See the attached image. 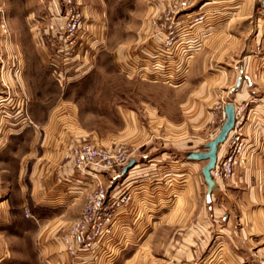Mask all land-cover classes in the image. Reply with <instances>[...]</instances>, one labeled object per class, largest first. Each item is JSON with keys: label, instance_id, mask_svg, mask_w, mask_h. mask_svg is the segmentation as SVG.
I'll use <instances>...</instances> for the list:
<instances>
[{"label": "crops", "instance_id": "obj_1", "mask_svg": "<svg viewBox=\"0 0 264 264\" xmlns=\"http://www.w3.org/2000/svg\"><path fill=\"white\" fill-rule=\"evenodd\" d=\"M168 1L74 0L85 18L83 44L78 55L85 56L91 46L104 43L103 35L107 29L120 28L125 20L122 17L128 14L141 11L145 28L146 20L157 16ZM258 2L261 0H196L195 4H199H194L189 14L180 19L184 27L187 23L185 18L189 15L207 13L204 24L188 32L191 34H181L183 44H201L203 47L206 42L212 43L217 39L219 43L208 55H200L193 61V66H197L199 60H209V63H204L203 73L210 71L211 74L204 77L203 89L193 85L192 103L189 101L186 105L193 109L194 118L197 108L200 118H215L216 132L210 138L205 137V143L218 134L222 121L217 111L209 114L204 109L214 110L220 103L224 107L227 103L249 107L245 124L236 129L237 134L245 129L243 156L246 163L240 165L236 171L238 174L230 182L215 180L216 187L211 193L207 192L203 176L197 178L186 174L196 163H167L169 151H161L160 159L149 158L153 156L149 150L150 143L147 135L138 128L136 117H129L133 126L129 128L128 135H124L135 161L132 168L125 174L123 168L114 173H76L66 158L67 147L80 136H92L88 141L99 145H104V140L97 134L73 128L77 125L75 105L69 101L62 102L66 111L59 115L56 113V100L48 98L45 101L44 96H39L42 91L38 87L45 83L41 77L48 75L47 91L52 90L50 82L57 83V76L62 73L54 68L57 65L51 42H48L50 38H42L40 28L44 23L36 20L37 16L42 10L53 11L58 16L68 5L62 0H24L20 4H11L9 12H16V15L9 14L10 45L4 47L3 65L6 70L0 71V98L10 94L19 104L21 95H24L29 100L26 105L32 118L30 122L38 130L24 124L11 127L13 122L9 119H0V264L7 259L5 236L20 207L24 217L29 214L26 220H33L38 227L35 237L40 264H115L121 252L125 251L133 253L129 264H137L138 251L145 253L144 264H264V260L259 258L253 261L252 258L234 256L240 247L251 249L254 246L248 238L258 237V242L264 244V52L259 49L264 44V5H258ZM108 13L109 19H101ZM63 20L64 16L55 17L56 27H62ZM245 22H248L247 26L243 25ZM21 28H26L31 36L34 46L31 54L24 50ZM145 45L152 58L168 59L170 56L161 51L162 44L158 39ZM185 49L187 47L177 52L178 58L184 57ZM137 51L138 47L126 55L117 52L118 61L136 64L133 59L140 58ZM157 65L162 67L158 62ZM15 68L21 75L17 84L12 76ZM77 70L80 73L83 67ZM192 72L196 74L193 69ZM28 75L37 81L36 86H32L38 87L32 90L34 94H29ZM41 108L48 109L44 118L39 116ZM160 120L163 121L152 115L150 122ZM193 120L192 130L196 131V121ZM170 124L166 122L163 131L175 128ZM184 125H177V129ZM197 141V145L203 144L200 143L201 136H192V139L179 138L174 145L186 152L185 158L188 153L200 151V148L193 147ZM227 147V143L219 147L218 160L223 158ZM11 157H16V170L19 172V203L14 201L8 187L6 174L11 171L7 167ZM255 173L258 178L254 180ZM99 184L114 191L120 188L129 190L132 207L120 215L110 241H103L95 246L92 254L72 261L61 236L80 216L86 195ZM238 192V196L231 194ZM233 200L239 201V213L234 212ZM253 205H256V210L250 207ZM172 226L176 228L173 235L179 238L170 240L167 247L162 243L160 248L164 254L153 259L152 252L158 251L159 247L153 243V238L163 235L165 227ZM262 249L264 251V245Z\"/></svg>", "mask_w": 264, "mask_h": 264}, {"label": "rangeland", "instance_id": "obj_2", "mask_svg": "<svg viewBox=\"0 0 264 264\" xmlns=\"http://www.w3.org/2000/svg\"><path fill=\"white\" fill-rule=\"evenodd\" d=\"M177 1L178 0H169L160 13L156 14L157 16H150L146 20L145 28L143 27L144 21L141 19V11L139 10L137 13L128 14L127 17H122L125 18V20L121 24V27L108 28L106 35H103L104 43L91 46L85 56L78 55L79 49H82L83 44L82 33L85 18L81 9L74 4V0H62V3L67 4L68 6L64 11L62 8V11L59 12L58 16L53 11H40L36 20L44 23L40 28L42 38H50L48 39L50 40L48 42H51L50 45L54 51V62L57 65V67L54 66V68H58V73L62 74H59L58 76L56 75L57 80L60 82H50L51 87L53 88L52 90L47 91V85L49 84L47 81L48 75L41 77L42 82L45 83L41 86H37L40 87L43 92L39 93V96H44L45 101H48V98L56 100V113L59 115L65 110L64 106H62V102L69 101L73 103L76 107L75 123L77 124L76 126H73V128L83 130L86 133L97 134L104 140L102 143L105 146L118 144L123 145L129 150V143L128 140L124 138V135L127 136L130 131L129 128L133 126V123L130 124L129 122V117H133V119L136 117L138 128L141 129L143 134L147 135V141L150 143L149 150L152 151L151 153L153 156L149 158L158 157L160 159L161 157L159 156L161 151H169L167 156L169 160L167 163H171L172 161H178L180 163H196L197 165L194 164V168L190 166L191 171L186 174L190 175V177H193L194 175L198 178V176H202V167L206 162L187 161V159L184 158L186 152L182 149H176L177 146L174 144L177 143L175 141L179 138L192 139V136H201L202 141H200V143L203 144L197 145V141L193 147L200 148V151H204L202 147L208 143H205V137L210 138L216 132L215 129L217 128V125L214 124L215 118L213 120L211 118L207 119V117L200 118L199 108H197L196 117L194 118L195 115L193 109L186 105L189 101L190 104L192 103L193 85H195L196 88L200 86V88L203 89L205 86L203 84L204 77L211 74L210 71H207L206 74L203 73L204 63H209V60H199V65L197 66H193V61L198 59L197 57L200 55L201 57H203L204 54L208 55V52L212 51V48L218 46L219 43H217V39L212 43L211 41L206 42L203 47H201V44L186 43L187 45H185V43L183 44V41L181 42L178 37V40L173 47H165L164 42L162 41L164 37L162 35L161 37L157 32V29L159 28L161 31L165 29V21L163 19H158L159 17L163 18L165 14H168L169 10L173 9V6L176 5ZM195 1L196 0L193 2V6ZM262 1L263 0H261L260 3H262ZM22 2H24V0H0V22L3 20L8 30L6 36L2 35L0 32V71L6 70V67L3 65L5 53L4 47L10 45L11 32L8 25V20L10 19L9 14L16 15V12L10 13L9 10L11 4L16 5ZM260 3L258 2V5ZM193 6L186 12H183V14H189L193 9ZM69 10H71L72 13H79L82 20L81 28L76 36L75 47L73 50L64 53L65 35L62 34V29L70 14L68 12ZM120 14L121 16L123 15V13ZM203 15L206 16L207 13H203ZM61 16H64L63 25L62 27H56L54 19L55 17L60 18ZM108 16L109 13L108 15L106 14L105 18L103 17L101 19H109ZM180 16H182V12L178 15H174V20H177ZM194 16L195 15H189L185 19L187 22L194 24ZM152 19H157V24L155 26L152 23L154 21ZM193 24H187L184 27L181 26V30L179 31L180 36L183 32L191 34L188 32H192L196 28ZM244 24L247 26L246 24H248V22L243 23V25ZM50 27H52L53 30H51ZM21 30L24 50L27 54H31L34 51L31 36L26 28H21ZM60 34H62L61 37L59 36ZM153 39L160 40L162 44L161 51L170 54L168 59L151 57L145 44H151ZM43 43L45 44V42ZM135 47H138L137 52L140 53L138 54L139 56H137L140 58L133 59L136 61V64H132L126 60L118 61L117 52L126 55L127 53H131ZM185 47H187V49L184 51V57L182 59L178 58L177 52ZM197 50L198 52H196ZM157 62L162 65V67L158 66ZM135 65H137V67H135ZM81 67H83V70L80 73V70H77V72L76 69ZM192 69L196 71L195 75L193 74ZM75 71L77 72L76 75H74L76 73ZM72 74L73 76H70ZM12 76L17 84L18 79L21 77L20 71L17 68L13 69ZM0 83H2V80H0ZM33 83H35V85H32ZM36 83V79L33 81L32 77L28 75L27 86L30 89L29 94L35 93L32 92V90L37 89L38 87L34 88L32 86H36ZM42 88L44 90H42ZM21 96L19 104L15 103L10 94H6L3 98H0V119H9L13 122L11 127H17V125L24 124L38 130V127L30 122L32 121V118L29 114L28 105H26V102L29 100L26 99L24 95ZM41 100L43 101V98H41ZM223 105L224 104L220 103L214 110L213 108H206L204 111L209 114L217 111L221 119V114L218 112V109L219 106L221 107ZM152 110H154V114H152ZM38 111L39 116L44 118L48 109L41 108ZM152 115H154L155 118H162L163 121L161 122L160 120V122L155 123L150 122ZM193 119L196 121V131L192 130ZM166 122H171L173 125L170 124V126H175V128L170 127L168 132L166 130L163 131ZM182 124L186 125L177 129V125L180 126ZM5 128L6 127L3 129ZM241 135L242 136L239 137V140L241 139L243 147L242 152L238 154L240 164L235 168L234 175L231 179L238 174L236 171H238L240 165L246 163V159L243 156L245 144L244 139L246 137L245 129L242 130ZM91 138L92 136L76 137V141L74 140L72 143L89 142L88 140ZM230 141L228 142L229 145L231 143ZM11 159L12 161L8 163L9 166L7 165V167L11 168V171L6 174L9 183L8 187L9 191L13 193L14 201L19 203V172L16 170V157H11ZM259 161L260 160H258V162ZM254 175L253 178L255 180L258 177L256 176V173ZM231 179L218 180L230 182ZM231 194L238 196L239 192ZM254 201H256V199H254ZM250 207L253 210H256V205ZM235 211L237 213L240 212L239 201H234V212ZM25 217L24 213L21 211V207L18 208V213L15 216L14 222H11L12 224H10V231L7 233L8 235L5 236L8 252L7 259L3 264H40L35 237L38 227L33 220L28 221ZM164 229L163 235H158L152 240L154 244L159 246L158 251L152 252V255L154 256L153 259L161 258L162 254H164V250H161L160 248L162 243L167 247L170 240L179 238L173 235L176 229L175 227H165ZM143 239L141 240V244H143ZM248 240L252 242L254 248L240 247L241 250L237 252L235 251L234 256L240 258H252L253 261H256L258 258L264 260V251L262 249L264 244L258 242V237L255 239L253 238V240L248 238ZM132 254V251L121 252L115 264H129L128 260ZM148 255L151 254L149 253ZM134 259L135 257L133 258V262ZM136 259L137 264H144L145 253L143 251H138Z\"/></svg>", "mask_w": 264, "mask_h": 264}, {"label": "built area", "instance_id": "obj_3", "mask_svg": "<svg viewBox=\"0 0 264 264\" xmlns=\"http://www.w3.org/2000/svg\"><path fill=\"white\" fill-rule=\"evenodd\" d=\"M194 0H178L173 9L169 10L163 18L158 20L165 21L163 31L157 29L158 34L163 36L164 46L173 47L180 39L179 31L181 30V17L189 8L193 6ZM67 17V21L62 29L65 35L64 53L73 50L76 43V36L81 28L82 17L79 13H72ZM182 12V16L174 20V15ZM157 19L152 23L155 26ZM189 21V20H188ZM205 16L197 14L194 16V24L197 26L204 23ZM53 30L52 27H50ZM0 32L7 35L8 30L2 20L0 22ZM60 34L59 36L61 37ZM161 36V37H162ZM264 52V44L259 48ZM168 51V50H167ZM221 114V121L224 123L226 117L224 113V105L218 109ZM235 128L230 132L227 140L228 147L221 159H217V164L212 172L214 180H228L234 175L235 168L240 164L238 154L242 152L243 143L239 137L241 134L236 133V129L242 127L246 121V113L249 111L247 105L235 107ZM235 132V133H234ZM231 140V141H230ZM231 142L230 145L228 142ZM229 148V149H228ZM66 158L71 162L76 173H114L124 168L132 159L131 151L127 150L123 145L105 146L93 142H76L67 147ZM132 195L129 190L120 188L110 190L109 187L102 184L97 185L95 189L90 191L85 198V202L80 216L74 220L61 236V241L65 247L66 253L72 261L84 256L92 254L96 245L103 241H110L114 235V227L120 219V215L128 212L132 207ZM29 217V214H26Z\"/></svg>", "mask_w": 264, "mask_h": 264}, {"label": "water", "instance_id": "obj_4", "mask_svg": "<svg viewBox=\"0 0 264 264\" xmlns=\"http://www.w3.org/2000/svg\"><path fill=\"white\" fill-rule=\"evenodd\" d=\"M262 5H264V0L262 1ZM235 106L232 103H228L224 107L225 113V121L222 124L218 134L212 139L210 142L205 144L202 149L204 151L192 152L186 155V159L192 162H203L206 164L202 168V176L204 178V182L207 186V192L211 193L216 187V182L212 177V172L214 171L217 164V154L219 147L222 146L230 132H232L235 128ZM135 165V161L131 160L124 168L123 174H125L130 168Z\"/></svg>", "mask_w": 264, "mask_h": 264}]
</instances>
